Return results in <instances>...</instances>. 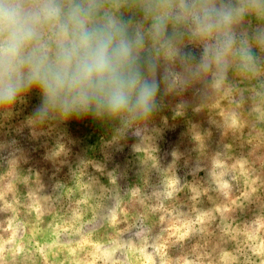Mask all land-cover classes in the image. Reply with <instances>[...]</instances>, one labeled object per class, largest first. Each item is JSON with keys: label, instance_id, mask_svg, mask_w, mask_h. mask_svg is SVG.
Returning a JSON list of instances; mask_svg holds the SVG:
<instances>
[{"label": "rangeland", "instance_id": "374dc122", "mask_svg": "<svg viewBox=\"0 0 264 264\" xmlns=\"http://www.w3.org/2000/svg\"><path fill=\"white\" fill-rule=\"evenodd\" d=\"M233 79L242 89L248 81ZM167 96L143 139L0 111V264H264V113ZM237 101L240 97H236Z\"/></svg>", "mask_w": 264, "mask_h": 264}, {"label": "clouds", "instance_id": "9594fccd", "mask_svg": "<svg viewBox=\"0 0 264 264\" xmlns=\"http://www.w3.org/2000/svg\"><path fill=\"white\" fill-rule=\"evenodd\" d=\"M33 90L34 135L90 116L114 141L143 139L163 99L188 92L227 100L237 128L245 91L264 113V0H0V111Z\"/></svg>", "mask_w": 264, "mask_h": 264}]
</instances>
